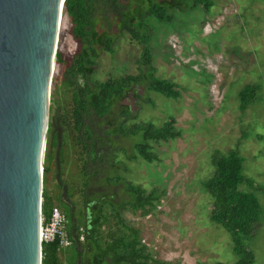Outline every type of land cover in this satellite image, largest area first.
<instances>
[{
    "label": "rangeland",
    "instance_id": "rangeland-1",
    "mask_svg": "<svg viewBox=\"0 0 264 264\" xmlns=\"http://www.w3.org/2000/svg\"><path fill=\"white\" fill-rule=\"evenodd\" d=\"M212 2L208 12L201 7L176 12L168 24L147 18L143 31L151 32L155 74L177 84L180 97L172 100L146 86L132 87L108 117L86 118L81 140L93 143L94 153L81 152L82 144L72 128L75 119L67 69L79 46L63 10L51 77L44 165L49 168L45 191L67 217V227L84 228L92 200L104 207L106 217L111 215L110 206L124 204L123 220L140 231L154 260L169 264L238 261L230 234L210 220L213 199L203 183L214 173V152L226 155L236 150L243 159V176L264 187V0ZM112 35L116 37L113 53L100 51L89 84L140 73L142 48L116 28ZM82 83L77 78V84ZM257 84L255 100L241 110L240 91ZM125 108L130 118L121 117ZM169 116L175 117L181 137L152 143L157 159L148 163L137 155L138 137L125 129L140 122L160 127ZM123 181L146 192L165 193L155 210L141 217L131 212ZM240 190L253 193L260 205L254 232L243 244L253 253L254 264H264V194L244 185ZM74 253L75 247L62 249L61 264L74 263Z\"/></svg>",
    "mask_w": 264,
    "mask_h": 264
},
{
    "label": "trees",
    "instance_id": "trees-1",
    "mask_svg": "<svg viewBox=\"0 0 264 264\" xmlns=\"http://www.w3.org/2000/svg\"><path fill=\"white\" fill-rule=\"evenodd\" d=\"M212 5V0H65L63 10L72 25L71 35L79 46L78 53L71 57L67 73L73 96L75 121L72 128L79 136L76 140L82 144L81 152L94 153L92 143H84L81 140L86 118L92 117V114L101 118L108 117L132 87L146 86L148 91L172 100L180 97V87L177 84L160 79L155 74L156 69L152 65L151 32L143 31L144 28L147 30V18L168 24L174 21L176 12L193 11L197 7L208 12ZM113 28L119 31V35L124 32L128 34L130 39L142 48L138 62L140 73L136 76L110 77L104 82L93 81L89 84L87 81L93 73L92 68L100 51L113 53L116 40L112 35ZM77 78L83 80L81 85L77 84ZM259 90L260 86L257 84L247 85L240 91L241 110L249 107ZM128 113H130L128 108L120 112L125 117ZM175 124V117L169 116L160 127L151 122H140L125 130H128V135L138 137L135 144L137 155L152 163L157 159L151 150L152 143L167 142L181 137L182 132ZM91 136L90 130L86 137L91 140ZM93 155L95 159H102L97 154ZM211 163L214 173L203 183L205 191L213 199L210 220L230 234L233 252L238 257L235 264H254V255L243 244V239L252 236L261 209L256 196L240 190V186L244 185L263 194L264 187L243 176V159L236 150H230L226 155L215 151ZM45 165L42 213L46 222L52 209L57 207L45 191L46 176L49 172L48 166ZM118 180L121 181L122 178L117 177ZM122 184L131 199L129 202L131 212L133 214L139 212L141 217L150 215L165 193L156 190L146 192L141 186L126 181ZM89 204L91 212L90 216L86 217L84 228L78 231L73 224L67 227L72 240L68 248L75 247L76 260L72 264H169L154 260L149 248L142 243L140 231L123 220L121 210L125 207L124 204L110 206L111 215L107 217L103 213L104 207L97 201L92 200ZM81 233L85 237L84 243L78 242L77 237ZM64 248L60 246L57 238L53 242L42 243V264H61L60 252Z\"/></svg>",
    "mask_w": 264,
    "mask_h": 264
},
{
    "label": "water",
    "instance_id": "water-1",
    "mask_svg": "<svg viewBox=\"0 0 264 264\" xmlns=\"http://www.w3.org/2000/svg\"><path fill=\"white\" fill-rule=\"evenodd\" d=\"M65 0H0V264H42L50 86Z\"/></svg>",
    "mask_w": 264,
    "mask_h": 264
},
{
    "label": "built area",
    "instance_id": "built-area-1",
    "mask_svg": "<svg viewBox=\"0 0 264 264\" xmlns=\"http://www.w3.org/2000/svg\"><path fill=\"white\" fill-rule=\"evenodd\" d=\"M58 239L62 248H68L72 244L67 231V220L63 213L58 208H53L50 212L48 221H44L42 217V223L40 227V240L41 243L53 242ZM78 242L84 243L85 237L81 233L78 235Z\"/></svg>",
    "mask_w": 264,
    "mask_h": 264
},
{
    "label": "flooded vegetation",
    "instance_id": "flooded-vegetation-1",
    "mask_svg": "<svg viewBox=\"0 0 264 264\" xmlns=\"http://www.w3.org/2000/svg\"><path fill=\"white\" fill-rule=\"evenodd\" d=\"M121 117H123V118H130V113H128V115L125 117V116H121ZM49 127V126H48ZM90 142V141H89ZM97 143V142H96ZM92 146H94V144L92 143ZM96 147V146H95Z\"/></svg>",
    "mask_w": 264,
    "mask_h": 264
},
{
    "label": "bare ground",
    "instance_id": "bare-ground-1",
    "mask_svg": "<svg viewBox=\"0 0 264 264\" xmlns=\"http://www.w3.org/2000/svg\"><path fill=\"white\" fill-rule=\"evenodd\" d=\"M62 16V15H61ZM60 20H61V18H60ZM59 26H60V24H59Z\"/></svg>",
    "mask_w": 264,
    "mask_h": 264
},
{
    "label": "clouds",
    "instance_id": "clouds-1",
    "mask_svg": "<svg viewBox=\"0 0 264 264\" xmlns=\"http://www.w3.org/2000/svg\"><path fill=\"white\" fill-rule=\"evenodd\" d=\"M66 220H67V218H66Z\"/></svg>",
    "mask_w": 264,
    "mask_h": 264
}]
</instances>
